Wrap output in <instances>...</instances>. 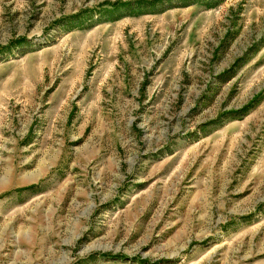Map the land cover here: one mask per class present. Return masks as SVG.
<instances>
[{
  "label": "rangeland",
  "instance_id": "obj_1",
  "mask_svg": "<svg viewBox=\"0 0 264 264\" xmlns=\"http://www.w3.org/2000/svg\"><path fill=\"white\" fill-rule=\"evenodd\" d=\"M0 264H264V0H0Z\"/></svg>",
  "mask_w": 264,
  "mask_h": 264
}]
</instances>
